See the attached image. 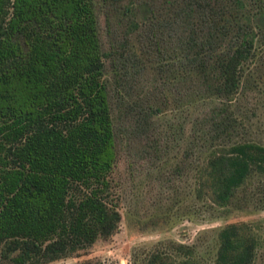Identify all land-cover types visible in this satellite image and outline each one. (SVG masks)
Returning <instances> with one entry per match:
<instances>
[{"label": "trees", "instance_id": "obj_1", "mask_svg": "<svg viewBox=\"0 0 264 264\" xmlns=\"http://www.w3.org/2000/svg\"><path fill=\"white\" fill-rule=\"evenodd\" d=\"M119 14L136 35L103 51L93 0H0V264H46L117 230L110 86L130 131L162 132L164 151L180 139L172 172L192 173L139 221L206 224L134 245L129 263L264 264V214L222 222L264 211V0H128Z\"/></svg>", "mask_w": 264, "mask_h": 264}, {"label": "rangeland", "instance_id": "obj_2", "mask_svg": "<svg viewBox=\"0 0 264 264\" xmlns=\"http://www.w3.org/2000/svg\"><path fill=\"white\" fill-rule=\"evenodd\" d=\"M128 0H93L98 19V31L103 51H108L115 40L134 39L136 32H129L128 23L137 20V16L119 14ZM113 13L111 19L106 15ZM110 103L114 119L115 146L117 160L113 170L114 183L118 196V208L121 219L117 230L108 238L97 239L92 246L79 251L77 254L58 259L46 264H75L82 260L99 261L100 264H130L131 248L134 245H149L157 239H179L190 241L198 228L206 224H194L187 219V215L169 227L166 224L146 227L141 219H148L149 215L161 212L173 195L172 187L178 191L186 190L192 181V173H173V166L178 160L177 151L180 139L168 141L170 150H161L164 135L160 132L147 140L130 131L125 117L118 111L119 102L116 92L110 86ZM169 110L158 116L155 124L168 127L172 121ZM264 120V116H263ZM161 129V128H160ZM180 137V136H179ZM191 201V200H190ZM187 203V202H185ZM189 203H192L189 202ZM162 205V206H161ZM173 209L170 212L174 213ZM184 211L185 210H181ZM177 213V212H176ZM180 213V212H179ZM264 211L249 214L243 211L232 212L224 222L247 220L263 215ZM177 217V215H176ZM221 222V223H222ZM220 223V222H218ZM145 227V228H144Z\"/></svg>", "mask_w": 264, "mask_h": 264}]
</instances>
